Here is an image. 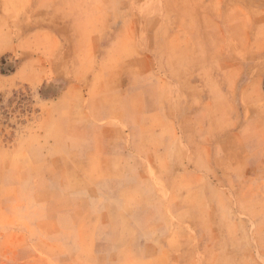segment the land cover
<instances>
[{
  "label": "rangeland",
  "instance_id": "obj_1",
  "mask_svg": "<svg viewBox=\"0 0 264 264\" xmlns=\"http://www.w3.org/2000/svg\"><path fill=\"white\" fill-rule=\"evenodd\" d=\"M0 264H264V0H0Z\"/></svg>",
  "mask_w": 264,
  "mask_h": 264
}]
</instances>
